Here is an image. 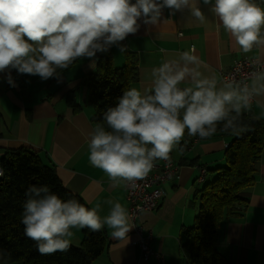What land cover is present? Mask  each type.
I'll list each match as a JSON object with an SVG mask.
<instances>
[{
  "label": "clouds",
  "instance_id": "1",
  "mask_svg": "<svg viewBox=\"0 0 264 264\" xmlns=\"http://www.w3.org/2000/svg\"><path fill=\"white\" fill-rule=\"evenodd\" d=\"M200 0H0V73L16 87L12 70L62 80V72L76 61L89 66L113 46L136 34L141 21L156 25L164 10L175 15L184 9L201 26L208 18ZM212 16L239 46L252 53L253 71L248 82L226 80L218 86L215 75L201 71L206 62L195 49L178 59H165L152 67L148 86L128 87L114 106L103 113L104 123L90 133L89 162L101 169L113 185L125 186L145 179L156 161L170 162L171 153H183L185 135L201 140L217 132L239 136L249 131L242 117L253 103L264 108V7L255 0H202ZM145 75V79H146ZM264 117V111L260 119ZM4 170L0 168V176ZM21 223L24 234L41 255L67 252L73 229L111 230L115 239H128L130 214L119 201L108 200V214L100 206L87 207L76 199H63L48 185H30ZM3 253L0 252V257Z\"/></svg>",
  "mask_w": 264,
  "mask_h": 264
},
{
  "label": "crops",
  "instance_id": "2",
  "mask_svg": "<svg viewBox=\"0 0 264 264\" xmlns=\"http://www.w3.org/2000/svg\"><path fill=\"white\" fill-rule=\"evenodd\" d=\"M257 4L264 7V3ZM199 6L208 18L206 26L189 16L187 9L175 15H169V10L165 9L156 25H144L141 21L139 31L122 42L123 51L116 46L110 49L114 63L118 60L125 64L127 52L137 55L139 78L130 87L148 86L152 67L159 66L165 59H178L180 52L189 49H195L206 62L201 71L204 75H215L218 86L224 82L222 70L229 69L236 60L255 55V49L252 53H241L234 38L212 16L210 6L204 5L202 0ZM97 66L98 61L90 67L87 59L79 60L62 72L59 83L55 78L43 81L39 76L17 75L13 69L16 87H11L4 79L5 74L0 73V109L4 124L0 156L5 148L25 147L40 152L45 160L56 165L65 187L82 197L89 206L99 205V214L103 217L110 208L108 200L119 201L128 211L130 202L126 186L113 185L101 169L89 162L90 133L97 124L92 118L94 107L88 101L90 91L81 85V80ZM69 93H73L82 105L80 111H74L68 104L66 95ZM256 99L264 104V96ZM262 111L264 108L254 102L247 114L257 117ZM229 142L228 137L217 134L206 140H196L182 154L176 150L171 153L180 166L179 176L165 184L166 196L158 209L144 212L139 220L145 234L151 232L150 247L161 254L162 261L155 255L147 258L142 255L136 243L140 236L129 221L132 228L128 239H115L111 230L104 228L109 245L92 264H188L181 244L184 228L193 223L199 210L196 194L205 181L201 179V170L225 165V149ZM208 174L209 171L206 176ZM246 195L248 206L242 215L222 225L217 247L233 263L264 264V149L255 184ZM73 231L75 236L71 243L80 244L81 229Z\"/></svg>",
  "mask_w": 264,
  "mask_h": 264
},
{
  "label": "trees",
  "instance_id": "3",
  "mask_svg": "<svg viewBox=\"0 0 264 264\" xmlns=\"http://www.w3.org/2000/svg\"><path fill=\"white\" fill-rule=\"evenodd\" d=\"M255 2L264 3L263 0ZM97 55V69L86 73L81 85L88 87V101L94 107L92 118L96 124H101L104 123L106 109L115 105L123 90L138 81L139 71L138 58L133 52H127L123 66L115 65L111 50ZM15 74L21 75L16 70ZM66 98L74 111L81 110L82 105L75 100L73 93L67 94ZM2 116L0 109V137L4 135ZM242 119L249 131L239 136L215 134L230 139L225 149L226 164L207 170L209 174L196 194L200 202L199 210L193 223L184 228L181 244L188 264H236L219 251L217 243L222 225L242 215L248 206L246 193L255 184L264 149V118L256 119L246 113ZM196 139L199 138L186 134L181 141L183 152ZM0 168L4 170V175L0 176V252L3 253L0 264H92L104 253L109 245L105 229L97 232L82 229L80 245L71 243L67 252L41 255L35 242L24 234L21 223L23 204L27 199L25 191L30 185H48L51 191L65 200L76 199L87 207L91 206L65 187L56 165L51 160H45L38 151L25 147L5 148L0 156Z\"/></svg>",
  "mask_w": 264,
  "mask_h": 264
},
{
  "label": "built area",
  "instance_id": "4",
  "mask_svg": "<svg viewBox=\"0 0 264 264\" xmlns=\"http://www.w3.org/2000/svg\"><path fill=\"white\" fill-rule=\"evenodd\" d=\"M259 70H262L259 66H253L252 58H242L236 60L229 69L222 70L221 78L223 81L248 82L250 74ZM179 169V164L171 156L170 162L156 161V166L145 179L137 181L135 184L125 185L130 202V223L140 236L136 243L146 258L155 255L160 261L163 260L161 254L150 247L152 234L150 231L145 234V229L139 220L144 212L158 209L166 196L165 184L179 176ZM201 173L203 180L207 170L202 168Z\"/></svg>",
  "mask_w": 264,
  "mask_h": 264
},
{
  "label": "rangeland",
  "instance_id": "5",
  "mask_svg": "<svg viewBox=\"0 0 264 264\" xmlns=\"http://www.w3.org/2000/svg\"><path fill=\"white\" fill-rule=\"evenodd\" d=\"M116 64V66L117 65H121V66H123L124 64V62H118V60L115 62ZM125 63H126V60H125ZM200 203V202H199ZM81 231H82V229H81ZM82 233V235H83V232H81ZM76 245H80V244H76ZM12 264H22L21 262H14V263H12Z\"/></svg>",
  "mask_w": 264,
  "mask_h": 264
}]
</instances>
